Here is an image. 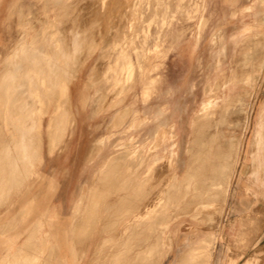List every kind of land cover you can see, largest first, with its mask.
Instances as JSON below:
<instances>
[{
  "label": "rangeland",
  "instance_id": "374dc122",
  "mask_svg": "<svg viewBox=\"0 0 264 264\" xmlns=\"http://www.w3.org/2000/svg\"><path fill=\"white\" fill-rule=\"evenodd\" d=\"M140 1L119 0L110 4L108 0H0V141L13 133L2 130L19 127L17 123L9 126L1 123L4 120L1 112L6 108V94L2 92L6 84V73L17 67L10 63L9 54L23 40L24 48H45L53 58L52 81L49 82L48 91L34 95L39 97L34 101L35 106H38L31 135L34 138L24 142V150L34 156L28 160L23 159L25 162L15 166L6 163L0 165L3 169L13 167L20 171L15 175L19 179L7 186L11 194L6 186H0V264H63L61 259L67 261V264H134L130 263V255L137 251L143 252L150 245L147 242L144 244L141 239L146 238V234L154 229L164 232V236L150 237L154 238L153 243L162 239L161 249L165 245L162 251L168 241L172 246L171 252L161 258V264H168L173 254L177 256L185 247L202 237L207 240L206 251L209 254L203 264H207L208 260L209 264H234L233 259L224 258L228 257L227 254L237 257L248 252L255 231L252 233L250 228H245L247 218L244 217L237 238L232 239V242L224 239L225 208L240 177L244 175V178H250L249 174L258 178L254 188L259 195V232L262 230L264 160L256 164L248 142L258 126L259 110L264 101V65L255 83H242L239 91L231 86L237 75L230 72L226 81L216 87L219 91L230 88V94L240 92V101L231 97L232 101L230 98L226 101L230 105L224 116L230 124H220L217 111L209 119L210 125L204 122L191 135L189 123L192 112L198 107L203 83L215 57L222 54L224 68L230 71L234 64L232 59H236L242 52L247 51L257 58L264 51L261 39L255 36L264 32V19H260L264 16V0H166L173 9L170 13L172 18L164 29L157 25L162 13L161 1L165 0ZM145 1H149L147 7ZM200 3L203 7L193 17L192 9ZM243 3L252 5L231 16V9ZM106 4L110 6L102 11L100 8ZM130 5H138V13H141L133 14ZM97 6L100 8L97 9ZM261 7L263 11L260 12L258 9ZM256 11L259 12L256 14ZM125 14L128 16L125 17ZM199 14L209 17V25L200 43L193 48H174L164 57H151L150 64H162L152 71V75L159 73L162 78L153 95L145 101L141 99L142 83L139 75L130 89L126 84L128 82H123L128 90L118 93V75L122 77L134 71L136 66L140 67L141 59L147 52L153 51L155 37L166 47L177 30L188 26L194 28ZM150 16L155 18L156 28L154 25L148 28ZM128 17L134 19L130 21ZM119 21H125L126 24H120ZM127 22L133 23L132 29L130 26L127 29ZM243 23L245 29H242ZM120 26L122 30H118ZM219 27L224 28L227 37L236 34V37H228L223 41V48L218 44L210 46L207 40L210 31ZM75 29L80 31L76 36L78 49L73 56L71 38L77 32ZM119 32L132 37L131 44L124 43L123 54H120V46L115 45L121 37ZM150 32H156L155 37ZM47 38L51 42L48 43ZM233 42H236L235 46ZM246 44L249 47H245ZM199 56L201 67L197 63ZM26 65L23 63L20 67L27 69ZM246 70H250V67ZM236 72H240L242 77L246 73L238 68ZM152 83L144 82L145 90L151 92ZM68 94L71 100L69 115L66 107ZM118 96L122 98L117 103ZM18 102L14 101L15 105L10 107L13 108V115L17 113ZM164 102L170 105V110L154 119L153 114ZM172 110L178 112L177 126L167 128V166L157 184L162 189L164 187L165 201L157 204L160 209L155 221L139 223L135 217L145 203L152 200L154 189L142 178L151 152L147 136L158 122L171 117ZM143 112L149 113L151 118L146 123V120H142ZM21 118L24 119V116L21 115ZM194 137L197 139L195 147L204 146L213 153L208 156L210 160L205 158L199 165V173L215 177H212L214 183L210 180L211 185L194 183L195 176L190 172L197 158L189 149L190 140ZM100 146H104L103 156L112 151L123 156L121 159L115 157V164L108 166L107 170L106 167L102 169L101 180L94 182L103 161L101 157H95L101 150ZM162 149L160 146L161 152ZM187 153L194 157L190 158ZM12 157H0V160H11ZM213 157L216 160H212ZM216 161L219 163L215 167L213 162ZM221 166L222 170L219 168ZM13 183L19 184V189ZM242 183L246 188L247 182ZM95 184L96 190L92 188ZM212 190L216 194L211 204L212 218L209 220L202 217V209L206 204L200 205L192 200H198L205 192ZM185 201H192L190 204L193 208L190 205V211L177 212ZM161 211L165 218L160 216ZM176 213H179L178 216L168 225L169 219ZM55 217L58 218L53 223ZM249 224L252 225L251 221ZM154 249L155 245L150 252L152 255L156 253ZM121 254L128 256L122 260ZM71 257L77 260L72 262ZM134 262L140 264L145 260Z\"/></svg>",
  "mask_w": 264,
  "mask_h": 264
},
{
  "label": "bare ground",
  "instance_id": "6f19581e",
  "mask_svg": "<svg viewBox=\"0 0 264 264\" xmlns=\"http://www.w3.org/2000/svg\"><path fill=\"white\" fill-rule=\"evenodd\" d=\"M117 1H119V0H113V2H117ZM142 1H140V2H142ZM228 1L232 2L233 0H228ZM111 2L108 0V3L111 4ZM148 2L145 1V7L148 6V4H147ZM130 3H131V1H130ZM136 3H139V2L137 1ZM162 3H163V5H162V13L159 16V20H158V25L157 26H158V28L161 27V28L164 29V28H166L168 26L169 21L172 18L170 16V13L172 12L173 8H172V6L169 5L168 2H166V0L165 1H161V4ZM13 5L15 7V4H13ZM100 5H102V4H100ZM108 5L106 4V5H104L101 8L97 6V9L100 8L103 11V10H105L108 7ZM200 5H201V3H200ZM200 5H195L193 7V9H192L193 17L195 16V14L197 12H199L202 9L201 7H203V6L202 5L200 6ZM251 5H252L251 3H243V4L239 5V6L233 7L231 9V11H230V14H231V16H235L239 11H243L244 9L249 8V7H251ZM117 6H118V3H117V5H115V7H117ZM123 6L122 7L120 6V7L123 8ZM179 7H182V6L179 5ZM13 8H12V10H13ZM91 8H93V7H91ZM126 8H127V6H126ZM130 8L132 9V11H131V9H130V11L133 12V14L138 13V10H137L139 8L138 5H134V7L132 5H130ZM258 10H260V12H261L262 7L259 8ZM128 11H129V9H128ZM258 12L259 11H256V14ZM15 13H16V11H15ZM139 13H141V12H139ZM128 14L127 15L125 14V17L128 16ZM1 15H2V13H1ZM119 15H121V13ZM153 16L148 17L149 21L151 22L149 24V27H148L149 29H150L151 25H154L155 28H156V23H155L156 20H155V18ZM133 17L137 18V16H133ZM132 18H131V20L134 19V18L133 19ZM138 18H139V16H138ZM263 18H264V16H263ZM125 19H127V18H125ZM119 20L123 21V19H119ZM128 20H130V18ZM261 20H263V19H261ZM119 23L120 24L121 23H125V21L124 22H120L119 21ZM136 23H138V22H136ZM132 24H133L132 22H127V29H128L129 26L131 27ZM195 25L196 26L194 28L188 26L186 28H181V30H177L176 33H174V35L171 38V40L169 41V43L166 45V47L162 46V43L160 42L159 38L156 39V37H155L156 32L155 33H151L150 32V34L154 35V37H155V43H154V46H153V51L147 52L145 57H143L141 59L140 67L136 66V68L134 70L136 73L134 71H131V73H127L125 75H122V77H120L121 74L118 75V77H117L118 78V82H117L118 85L117 86H119V88H118L119 92L118 93L120 94V91H122V90L124 91V89H125V87L123 85V82H128L126 84H128L127 87H129V89H130L131 86L134 84L133 83L134 80L139 75V78H140L141 83H142V88H141V91H140L141 99L143 101H145L151 95H153V93L156 92L157 84L161 81L162 78H161V75L159 73L156 74V75H152L153 74L152 71L153 70H157L158 67L160 65H162V64H161V62H154V63L150 64L151 57H154V58L155 57H160V56L164 57L167 52H169L170 50H172L174 48H193L194 46H196L204 38L205 30H206L207 26L209 25V17L207 15L205 16L203 14H199L197 16V20H196V24ZM121 26H120V28L118 30H122ZM245 28H246V25L243 23L242 29H245ZM131 29H132V27H131ZM75 31H77V32L75 34H73L74 36L71 38V40H73L72 41V44H73L72 45V48H73L72 55L73 56L76 55V52H77V49H78L79 42H78V39L76 38V36L78 37L77 33L80 30L79 29H75ZM120 35H121V37H120V39L117 42H115V45L116 46H120V48H121L120 54H123L124 53V49L123 48H125V44H128V43L131 44L130 43L131 42L130 39L132 37H130V38L127 37V34L125 32H121ZM143 35H144V33H143ZM228 37L229 38H231V37L234 38V37H236V34L232 35V36H230V34H229ZM228 37H227V34H226L224 28L223 27H219V28H217V29H215L213 31H210V33L208 34V39L207 40H208L210 46H214V45L218 44L220 48H223L225 46V43H223V41L225 39H227ZM17 41L15 39L16 43H17ZM47 42L48 43L51 42L50 38H47ZM235 45H236V42H233V46H235ZM15 46H17V48H14L13 51L9 55L11 56L10 63L14 64L17 67H15L14 70L11 69V70H9L6 73V78H5V83L6 84H4L5 88L2 89V92L5 91V94H6L5 95L6 102L4 103L6 108L4 109V112H1V114L3 113L2 115H3V118H4L3 122H1V123L3 125L6 124V126H9L11 124L14 125L15 123H17L19 125V127L15 128V129L12 128V129H4V130H2V131H7V132L11 131V132H13L15 134L12 133L11 135L4 136L3 139H1V141H0L2 143L1 146H0L2 148V153L0 154V157L1 158L2 157L3 158L4 157H10V156L14 157V158L12 157L13 159H11V160H4V161L0 160V165L3 164V163H6V164H9V165H12V166H15V165L19 164V162H23L24 161L23 159L28 160L32 156H34L33 153H28L26 150H24V148L26 147L24 142L25 141H32V139L34 138V136H31V135H32V132H34V127L33 126L36 123V118H35V116H36L35 112L36 111L35 110H36V108H38V106H35V104H34L35 102L34 101L39 98V97H36L34 95L37 92L43 93L45 90L48 91L49 84H50L49 82L52 81L51 80V78H52L51 77V67H52V62H53V58L45 50V48H36V47L24 48L23 40L19 41L18 45H15ZM21 47H23V48H21ZM245 47H249V46L246 44ZM222 56H223L222 54H219L217 57H215L214 64L210 68V70H209V72H208V74L206 76V79H205V81L203 83V86H202V89H201V99L199 101L198 107L191 114V120H190L189 125L191 127L190 130H191L192 133H190V135L196 133V131H198L199 128H200L199 126L202 125L204 122H205V124L210 125L211 123L209 122V119L212 118V116H213L215 111L218 112L220 124H230V121L228 119H226V117L224 116L225 113L228 111V107L230 105L229 103H226V101H228V99L230 97L232 99H237L238 101H240V97H239L240 96V92L238 93L239 87L241 86L242 83H245V84L255 83L256 76L261 74V70H262L263 65H264V51L257 58H254V56L251 53L247 52V51L246 52L245 51L242 52L240 54V56H238L236 59L235 58L232 59L234 64L231 65V68L228 67V68H230V71L229 70L227 71L224 68V65H223L224 61L222 60ZM23 63L27 64L26 65L28 67L27 69H22V67H20L21 64H23ZM197 63H198V66L201 67L200 56L197 58ZM247 67H250V70H246ZM237 68H238V70L240 69V70H243L244 72H246L244 77H242L240 75L241 74L240 72H238V74H237V72H236ZM229 72L237 75L234 78V80L232 81V85L231 86H234L235 87L234 89L237 88L238 91H234L233 94L229 93L230 90H231L230 88L224 89L222 91H219V89H216V87L219 86V84L222 81L223 82L226 81ZM147 81L153 82L152 83L153 87H151L152 88L151 92L145 90L146 84L144 85V82L147 83ZM125 90L127 91L128 89H125ZM242 90H244V89H242ZM121 95H119V96H121ZM119 96L117 98L113 97V98H116V102L117 103L120 102L121 98H122V97H119ZM232 99H231V101H232ZM17 100H19V102L17 104L18 110H17V113L15 115H13L12 114L13 108L11 109L10 107L14 106L15 105L14 101H17ZM70 101L71 100H70V97H69V94H68V102L66 104V107L68 109V111H67L68 115L70 114ZM220 101H221V103H220ZM231 101L229 100V102H231ZM169 107H170V105L168 103L164 102L161 105V107H159L157 109L156 114H153L154 119H158L161 114H163L167 110H170ZM10 109H11V111H9ZM177 113L178 112L176 110H172L171 117L169 119H165L162 122H158L157 126L154 128V130L151 132V134H149L147 136L149 138V141H150L151 152L149 153V156H148V159H147V163H146V167H145V171H144V175H143L142 178L146 181L147 185L149 184V186H151L154 189H153L152 195H151L152 196V200H151L152 202L151 201L146 202L145 205L140 209L139 215L137 217H135V221H138L139 223H144V222H146V223L148 222L149 223V222H152L153 220L155 221L156 218L158 217V213H159L158 209H160V208H158L157 204L158 203H164V201H165V198L163 196L164 187L162 189V187H159L157 184H158L159 178L162 177V175L165 173L166 166H167V164L165 162V159H166L165 150L167 149L166 140H168L167 139V136H168L167 128L170 127V129H171L172 126H177V120H176ZM21 115L24 116V119L21 118ZM149 119H151L149 113L143 112L142 113V120L143 121L146 120L145 121V123H146ZM56 123H58V122H56ZM72 126H70V127H72ZM197 127H199V128H197ZM171 134H173V133H171ZM171 134L169 135L170 139L172 138ZM196 141H197V139L194 137V139L190 140V143H189L190 152L194 156L197 157L195 159V166H194L193 170L190 171V172H191L192 175L195 176V182L194 183L203 182L206 185H211L212 183H209V182H211L210 181L211 179L213 181L214 180L213 178H215V177L214 176H212L213 178L212 177H207V175L205 173H199V170H200L199 169L200 168L199 165L201 164L203 159L205 160V158L210 160V158H208V156L209 155H213V153H212V151H209L208 149H205L204 146L195 147V142ZM230 143H231V141H230ZM248 143H249L248 147L250 148L249 150H251V152L253 151V155L252 156H253V160L256 162V164L257 163L260 164L261 162H263V160H264V101H263L262 106H261V108L259 110L258 126L256 128L254 136L252 138H250ZM237 144H238V142H237ZM160 146H162V148H163L162 152H161V150H159ZM177 146H178V144L176 145V147ZM218 148L219 147H217V149ZM9 150L14 151V152L10 153ZM66 150H68V149H66ZM174 152L176 153V151H174ZM172 155H173V153H172ZM187 155H189V153H187ZM229 155H230V153L227 152V156H229ZM194 156L189 155L190 158H192ZM168 158H167V160H168ZM211 159L212 160L213 159L216 160L214 157L211 158ZM218 159H217V161H218ZM170 160H168V161H170ZM168 161H167V163H168ZM217 161L213 162L215 164V165L213 164L215 167L218 166V165H216ZM210 163H212V162H210ZM169 166H171V164ZM211 167H213V166H211ZM219 168H221V170H222V166L219 167ZM18 170L19 169L13 168V167H10V168H7V169H3V168L0 167V186L1 185L2 186H6V188L9 189V187H7V186H11V183L13 181H17L19 179V177L15 176L17 173L20 172ZM23 171H24V169H23ZM222 172H221V174H222ZM223 175H225V173H223ZM217 178H219L218 175H217ZM147 181H148V183H147ZM15 183H13V184H15ZM213 183H214V181H213ZM18 185H16L17 189H19ZM161 185L163 186V184H161ZM4 188L5 187H3V189ZM3 189H1V190L3 191ZM219 190H218V192H219ZM9 191H10V189H9ZM218 192H217V194H218ZM3 193H6V192L4 191ZM9 193L11 194L12 192L10 191ZM9 193L8 194L6 193V195H9ZM215 194L216 193L213 192V190H212L211 192H205L204 196H201L198 200H196V199L192 200L193 202H199L200 205L201 204H206V207H207V205L210 206L209 208L205 207V208L202 209V212H204L202 217L208 218L209 220L212 218V216H211L212 214H211L210 210L212 208L211 204L213 202V198H214ZM188 200H189V198H188ZM1 201H3V199H1ZM33 201H35L34 198H33ZM192 201H185V204H183V207L180 206L179 209H177V212L181 213L183 211H187V212L190 211L188 207L191 205L190 203ZM0 205H1V203H0ZM191 207H192V205H191ZM214 211H216V210H214ZM206 212H210V213H206ZM178 214L179 213H176L175 215H173L169 219L170 223L168 225H170L173 222V220L176 219ZM199 214H200V212H199ZM162 215H163V212L161 211L160 216H162ZM57 218L58 217H55L53 219V223L57 220ZM164 218H165V216H164ZM52 224H51V226H52ZM175 231L176 230H173V232H175ZM163 234H164V232H162V231L158 232V230H156V229L152 230V232H148L146 234V238H142L141 242H143V243L147 242L150 245L148 247H145L143 252L142 251L141 252L137 251L136 253H134V255H130L131 256V257H129L130 260H131V261L129 260L130 263L133 262L135 264L134 261H136V260L137 261L138 260H141V261L145 260V262H141L140 264H161V261H162L161 258L164 257L167 253L171 252V250H172L171 243H170V241H168L167 247L164 249V251H162V249L165 247V245H164V247L162 246L163 247L162 249L160 247V245H162V243H161L162 239L160 240V242L153 243V239L154 238L150 239V237H152V236L157 237V236L160 235L163 238V236H164ZM166 236H167V234H166ZM172 237H174V236H172ZM206 241L207 240L204 237L196 239V241L194 243H192V244L188 245L187 247H185L177 256H174V254H173V256H172V258H171V260L169 261L168 264H201V263L203 264L204 263V259L206 260V259L209 258V254L206 251V246H207ZM141 245H139V246H141ZM154 245H155L154 251H156V253L153 252V255H152V253H150V252L152 251V248L154 247ZM140 250H142V249H140ZM69 251L70 250L68 248V252ZM127 252H125V253H127ZM148 253H150L151 255H149ZM127 256L128 255H122V254L120 255L121 259L124 258V257L127 258ZM120 257H118V258L120 259ZM131 258H133V259L136 258V259L134 261H132L133 259H131ZM2 259H1V261H2ZM75 260H77V259H74V258L71 257V261L72 262H74ZM61 261H62L63 264H67V261H65L64 259H61ZM117 262H118V260H117ZM124 262H125V260H124ZM127 262H125V263H127ZM139 262H137V263L139 264ZM26 264H27V262H26ZM116 264H118V263H116ZM207 264H209V260L207 261Z\"/></svg>",
  "mask_w": 264,
  "mask_h": 264
},
{
  "label": "crops",
  "instance_id": "0c3cea01",
  "mask_svg": "<svg viewBox=\"0 0 264 264\" xmlns=\"http://www.w3.org/2000/svg\"><path fill=\"white\" fill-rule=\"evenodd\" d=\"M260 19H264V18H260ZM263 26L264 24H262V27ZM255 36L256 39L258 38L261 39L263 44L262 47H263L264 32L257 33ZM99 148L101 150L97 152L95 157L97 158L101 157L103 161L101 168L98 171L99 174L97 173L94 182L101 180V175H103L101 173L102 169L106 167L107 170L108 166L115 164L114 162L115 157L121 159V157L123 156L122 154L115 153L113 151L107 152L103 156L104 146H100ZM129 164H131V161H129ZM249 177L250 178H244V175L240 177L239 182L236 184L234 188L233 194H230L226 202V208H225L226 222H225L224 234H223L224 239H228L230 242H232V239L237 238L238 233L242 229V222L245 215L247 216V217L245 216V218H247V225L245 228L247 229L250 228V232L252 233L253 231H255L254 235H252L251 237L252 246L248 252L242 253L240 254V256L237 257L234 256V254H227L228 257L224 258L225 260L233 259L235 261L234 264H249V263L264 264V226L262 230L259 232V216H260L259 195L256 192V189L254 188L255 185L254 182H256L258 179L257 177H254L253 174H249ZM242 182H247L245 183L246 188L244 187V184ZM93 186L92 188L96 190V184ZM249 221H251L252 225L249 224ZM222 254L223 253L219 255Z\"/></svg>",
  "mask_w": 264,
  "mask_h": 264
}]
</instances>
